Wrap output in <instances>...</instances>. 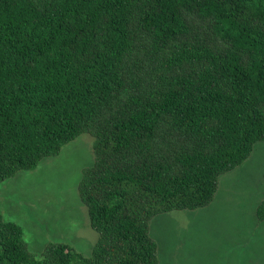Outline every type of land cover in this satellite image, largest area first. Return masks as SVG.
<instances>
[{
	"label": "trees",
	"instance_id": "obj_1",
	"mask_svg": "<svg viewBox=\"0 0 264 264\" xmlns=\"http://www.w3.org/2000/svg\"><path fill=\"white\" fill-rule=\"evenodd\" d=\"M83 132L90 254L0 213V264H158L149 221L264 142V0H0V183Z\"/></svg>",
	"mask_w": 264,
	"mask_h": 264
},
{
	"label": "rangeland",
	"instance_id": "obj_2",
	"mask_svg": "<svg viewBox=\"0 0 264 264\" xmlns=\"http://www.w3.org/2000/svg\"><path fill=\"white\" fill-rule=\"evenodd\" d=\"M92 141L83 132L57 155L0 183V213L21 226L36 257L51 242H66L84 255L91 252L97 233L78 186L93 162ZM263 197L261 142L240 167L218 177L208 205L163 212L149 221L158 264H264V220L256 216Z\"/></svg>",
	"mask_w": 264,
	"mask_h": 264
}]
</instances>
